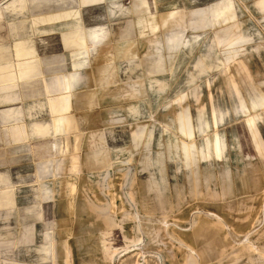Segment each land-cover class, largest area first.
<instances>
[{"label":"rangeland","instance_id":"rangeland-1","mask_svg":"<svg viewBox=\"0 0 264 264\" xmlns=\"http://www.w3.org/2000/svg\"><path fill=\"white\" fill-rule=\"evenodd\" d=\"M252 129L264 0H0V264H264Z\"/></svg>","mask_w":264,"mask_h":264},{"label":"crops","instance_id":"crops-1","mask_svg":"<svg viewBox=\"0 0 264 264\" xmlns=\"http://www.w3.org/2000/svg\"><path fill=\"white\" fill-rule=\"evenodd\" d=\"M219 10H217V8H216L215 10L212 11V13H218ZM226 12L228 14V12H230L229 9H226ZM224 13L225 12H223V14ZM93 37H95V36H93ZM92 40H93L94 43H96L97 41H99V38L95 37V38H92ZM133 55H134V52H132L131 50H127L126 53H125V57L128 58V59L132 58ZM24 75H26V72H24ZM123 92H124V95L130 96V97L131 96L135 97V96H141L142 95V93H140L138 91V88L132 87L131 85L128 86L127 88L123 89ZM58 105H59V108L61 107V109H62V108H64L67 105V103L64 100V101H62L61 104L59 103ZM252 131H255V129H252ZM253 135H254V133H253ZM255 135L256 136H254V137L257 139L256 148H257L258 152L261 154V159L264 160V144L261 141L259 135H257L256 131H255Z\"/></svg>","mask_w":264,"mask_h":264}]
</instances>
